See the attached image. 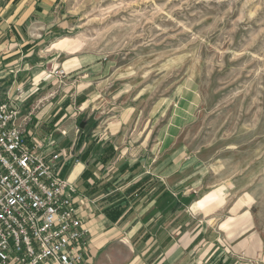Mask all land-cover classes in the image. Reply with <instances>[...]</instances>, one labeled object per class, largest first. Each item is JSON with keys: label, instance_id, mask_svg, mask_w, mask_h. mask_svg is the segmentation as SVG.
<instances>
[{"label": "rangeland", "instance_id": "obj_1", "mask_svg": "<svg viewBox=\"0 0 264 264\" xmlns=\"http://www.w3.org/2000/svg\"><path fill=\"white\" fill-rule=\"evenodd\" d=\"M24 6L17 17L20 20L17 27L34 33L32 18L39 15L38 11L54 15L59 19L60 33L70 32L73 43L67 50L82 51L91 55L90 59L106 61V71L110 72L97 80L96 88L80 84L67 91V80L60 76L63 70L46 62L38 74L44 77L40 83L31 84L28 72L23 71L16 81L18 89L14 95L24 93L18 101L22 110L31 104L47 103L40 131L52 132L53 140L71 147L66 155L69 158L65 157L66 168L60 171L62 176L68 173L74 159L85 167L92 165L96 174L101 175L102 165L108 164L115 153L110 145L112 157L103 162L101 146L105 143L98 141L101 132L98 134L100 129L96 126L118 112L124 125L120 132L123 146L125 141L134 144L148 139L152 130L148 144L145 142L142 149L132 150L129 155L146 157L148 145L162 135L158 132L159 119L154 124V114L160 110L167 117L170 105L171 109L180 107L187 122L176 136L177 154L183 152L185 157H193L203 179L218 183L221 190L229 188L230 204L238 200L233 218L250 225V232L264 240V0H57L53 4L44 2L41 5L44 11L36 4ZM9 12L2 5L1 16ZM7 25L11 26L3 23L1 28ZM1 42L0 75L7 72L6 78L11 74V65H6L4 57L15 53L16 44ZM39 52L35 49L28 58H24L25 53L19 57L35 64ZM12 68L18 69L19 64ZM10 84L11 81L0 84V100ZM86 93L91 97L82 105L80 96ZM27 94L30 96L26 97ZM85 106L77 117L69 118ZM91 110L92 116L88 113ZM79 120L83 127L78 125ZM150 124H154L153 128L142 137ZM80 136H85L82 144ZM137 166L121 161L117 166L114 164V172L132 171ZM158 182L143 176L136 184H147V188L160 192L164 185ZM79 183L84 186L85 180ZM172 196L182 208L165 225L174 240H178L177 245L167 251L159 248L151 252L149 259L156 253L167 252L171 253V258L164 260L167 264H234V261L221 262L222 245L214 240V232L204 222L184 214L185 204ZM222 202L223 198L217 204ZM244 204L247 207L240 213ZM129 209L127 220L134 214ZM180 214L188 220L179 222ZM180 224L187 226L181 230ZM142 240L126 246L127 258L121 264H155L146 260L153 244ZM112 243L106 242L90 264H105ZM224 251L231 253L227 247ZM260 260L253 264H264V259Z\"/></svg>", "mask_w": 264, "mask_h": 264}, {"label": "crops", "instance_id": "obj_2", "mask_svg": "<svg viewBox=\"0 0 264 264\" xmlns=\"http://www.w3.org/2000/svg\"><path fill=\"white\" fill-rule=\"evenodd\" d=\"M56 1L0 0V9L4 5L5 8L10 9L9 13L13 14L12 17L9 13H5L3 16L0 14V36H2V42H0L1 44L4 42H13L16 44V50L14 48L15 53H9L6 55L7 57H4L7 60L6 65H11L9 66L11 74L6 78L4 76L7 72L4 75H0V84L10 81L12 84H10L9 91L4 93L0 102L8 98L15 99L16 105L21 112L32 111V119L27 129L39 136L45 134L43 130H40L44 122V116L46 114L45 106H47V103H42L40 106L38 103L35 105L31 104L22 110L20 102L18 101L23 98L24 93L20 91L14 95V91L18 89L15 86L16 81L22 76V71L28 72L27 74L31 84H38L44 78L42 74L41 76L38 75L42 65L46 62L47 65L52 63L55 67L63 70V74L60 76L67 80L66 84L69 85L67 91L71 87L79 86L80 84H83L86 88L90 86V88L93 86L96 88L97 80L107 77L110 73L109 70L106 71L108 69L106 61L90 59L91 55L82 53V51L76 53L67 50L68 45L70 46L73 43L70 41L72 40L69 37L70 32L63 35L60 33L58 29L60 23L57 22L59 19L54 15L51 17L38 11L37 14L39 15H35L32 18L33 26L35 27L34 33H28L24 28L17 27L20 23L17 17L21 16V11L25 7L24 5L36 4L37 8L44 11L43 6L41 7V5H44V2L53 4ZM3 23L11 24V26L7 25V27L1 28ZM35 49L36 51L41 50V52L36 54L38 59L35 64L31 63V61L30 63H27L25 60L21 61L20 57L24 53V58H28L32 50ZM8 57L10 58L7 59ZM17 63L19 64V68L14 70L15 68L12 67H15ZM25 96L29 97L30 95L27 94ZM75 96L79 97L77 94ZM90 97L89 93L80 96V99L84 101L81 104L83 105V103L89 101ZM85 108L87 107L78 109L69 118L77 117L79 112ZM173 108L171 109V105L169 106L167 117L165 115L166 113L160 110L154 114L153 119L156 121L154 124H157V120L159 119L158 132H161L162 135H160V138H155L148 145V156L141 157L138 154V156L130 157L129 155L132 150H136L137 148L142 149L145 142L148 144L152 133L151 129L154 124L146 126V129L143 131L144 136L142 137H145L149 130H151L148 139H140L134 144L125 141L123 146V139H120V132H122L124 125L120 123V112H118L113 116L114 118L108 119L101 126H96V129L101 130L98 132V134L101 132V137L98 141L105 143V145L102 144L101 149L104 150L107 146L111 145L115 153V157L108 164L102 165L101 175L96 174L92 165L89 164L85 167V165H81L75 159L73 160L72 166L68 168V173L65 176L63 175L76 184L78 188V200L83 205L82 211L89 226V249L86 255V264H90L91 259H93L100 248L106 242L109 243L110 241L113 243L106 256L105 264H121L127 258L126 246L129 244L131 247L132 244L137 242L141 243L143 242L142 239L154 245L150 253L146 256V260H152L155 264H167L164 260H169L171 253L170 255L167 252H160L162 253L160 255L156 253L149 259L152 253L157 251L156 249L159 248L162 241L165 242L166 238L170 240L169 242L174 243V246H171L169 250L175 247L178 242L177 239L174 240L172 233L168 231L165 225L168 219L169 221L173 220L171 214H167L166 209L163 212L155 209L157 196L161 195L164 191H168L175 197L177 196L180 202L185 204L182 210L184 214L192 219L197 218L195 220L204 222L214 232V240L222 245L221 250L223 253H219L222 263L234 261V264H253L258 259H262L260 261H263L264 240L256 233L250 232V225L245 222L243 223L239 218H233V213H237L235 206L238 200L232 201L233 203L231 202L230 204L228 199L230 195L229 188L224 187L221 190L222 186L220 187L218 183L213 180L203 179L204 175L200 174L196 163L192 161L193 157H185L183 152L177 154L179 147L176 136L183 125L186 124L187 116L182 113L184 109L182 110L179 107L176 110ZM88 113L92 116L93 110ZM61 114L58 117H61ZM157 115L158 117H156ZM60 120L61 118L58 121ZM38 130L42 134H39ZM53 144L55 149L58 148L68 151L71 148L62 146L56 139L53 140ZM90 144L92 145V143ZM76 145L78 146V139ZM103 150L101 152L102 160L104 159ZM121 161H127L128 166L134 163H137L138 166L132 171L127 170L123 173L114 172V164L117 166L121 164ZM67 162L65 158L59 159L58 166L61 167V170L63 167L66 168L64 165ZM84 168H86L85 171ZM129 175H132L130 180L125 181ZM143 176L148 178L149 181L151 179L158 180V183L164 185V187L158 192L157 189L147 188V184H136ZM96 179L99 181L101 190L90 193L88 189L93 186L92 184H94ZM80 180H85L84 186L80 187L78 185L80 184ZM120 181L123 182L120 183ZM158 183H156V187H158ZM130 187H133V191H128ZM123 198L128 201V205L123 210L121 216L123 218L120 219L119 216L116 221H113L109 215L111 213L110 209L117 205L120 210V201ZM221 198H223V202L218 205L217 202H221ZM129 207L132 208V212L134 213L131 220H127L130 218L127 214L130 212ZM243 207L246 208L247 205L244 204L240 208V213L243 211ZM182 212L179 211L178 213ZM186 226L184 224L182 228L180 225L178 227L184 230ZM226 247L230 250V254L225 253L224 248Z\"/></svg>", "mask_w": 264, "mask_h": 264}, {"label": "built area", "instance_id": "obj_3", "mask_svg": "<svg viewBox=\"0 0 264 264\" xmlns=\"http://www.w3.org/2000/svg\"><path fill=\"white\" fill-rule=\"evenodd\" d=\"M31 119L15 99L0 102V264H86L89 226L58 166L67 151L28 130Z\"/></svg>", "mask_w": 264, "mask_h": 264}, {"label": "trees", "instance_id": "obj_4", "mask_svg": "<svg viewBox=\"0 0 264 264\" xmlns=\"http://www.w3.org/2000/svg\"><path fill=\"white\" fill-rule=\"evenodd\" d=\"M81 120H79L78 125L81 127L80 125ZM83 130L85 129L82 128ZM85 140V136H80L79 141L80 144L83 143V141ZM113 154V148L109 145L107 146L104 150H103V155H104V159L103 162L106 163L107 161H109V159L112 157ZM123 181H120V183H122ZM93 186H91L89 190L90 193L96 192L101 190V186L99 185V181L96 179L94 184H92ZM134 187V186H133ZM133 187H130V189H128V191H133ZM131 198V197H130ZM156 210L158 209L159 211H164L166 209V212H169V214H171L172 216L175 215L176 210L181 209L182 207H179V205L176 203V200L174 199V197L172 195H170L169 192L164 191L162 192V194L160 195V197H158L157 201H156ZM128 205V201L125 200L124 198L121 199L120 201V210L118 209V206H114L110 209V218L113 221H116L118 219V217L120 216V219L123 218L122 213L123 210L126 208V206ZM177 220L179 222H185L188 220L187 216L184 214H181L180 216H178ZM180 226H182V224H180ZM170 240L168 238L165 239V242L162 241V243L160 244L163 251H167L172 245V242H169ZM154 246V245H153ZM153 246L151 248H153ZM157 248L156 250L158 251Z\"/></svg>", "mask_w": 264, "mask_h": 264}, {"label": "water", "instance_id": "obj_5", "mask_svg": "<svg viewBox=\"0 0 264 264\" xmlns=\"http://www.w3.org/2000/svg\"><path fill=\"white\" fill-rule=\"evenodd\" d=\"M83 124H84L83 122L80 123L81 127H83Z\"/></svg>", "mask_w": 264, "mask_h": 264}]
</instances>
